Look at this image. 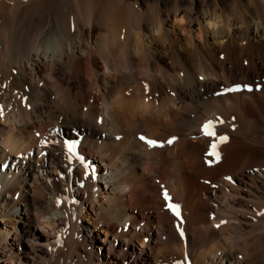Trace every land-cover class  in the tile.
I'll use <instances>...</instances> for the list:
<instances>
[{
    "label": "bare ground",
    "instance_id": "6f19581e",
    "mask_svg": "<svg viewBox=\"0 0 264 264\" xmlns=\"http://www.w3.org/2000/svg\"><path fill=\"white\" fill-rule=\"evenodd\" d=\"M263 79L264 0H0V264H264Z\"/></svg>",
    "mask_w": 264,
    "mask_h": 264
},
{
    "label": "snow or ice",
    "instance_id": "6c2138e0",
    "mask_svg": "<svg viewBox=\"0 0 264 264\" xmlns=\"http://www.w3.org/2000/svg\"><path fill=\"white\" fill-rule=\"evenodd\" d=\"M233 90H235V89H225V91H233ZM203 131H204V134L207 135V136H215V132L213 131V122L212 121L206 122V124L203 126ZM140 139L141 140H145V137L141 136ZM173 139H175V138H173ZM219 139H220V141H224V140L227 139V137L226 136H221V137H219ZM146 142L149 144V146H156L157 143H158L155 140H147ZM168 143L171 144L172 143V139H170L168 141ZM74 147H75V142H70L68 144L69 152H72ZM211 148H212L211 154L212 155H216V152H215L216 144L213 143ZM226 179H231V178L227 177ZM164 196H165V198H168L167 191L164 192ZM169 207H171L172 210L175 211L177 215H179V212H178L179 205L170 204Z\"/></svg>",
    "mask_w": 264,
    "mask_h": 264
}]
</instances>
